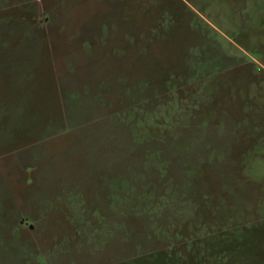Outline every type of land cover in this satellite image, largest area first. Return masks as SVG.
<instances>
[{"label": "rangeland", "instance_id": "374dc122", "mask_svg": "<svg viewBox=\"0 0 264 264\" xmlns=\"http://www.w3.org/2000/svg\"><path fill=\"white\" fill-rule=\"evenodd\" d=\"M38 1L0 0V264H264V0Z\"/></svg>", "mask_w": 264, "mask_h": 264}, {"label": "crops", "instance_id": "0c3cea01", "mask_svg": "<svg viewBox=\"0 0 264 264\" xmlns=\"http://www.w3.org/2000/svg\"><path fill=\"white\" fill-rule=\"evenodd\" d=\"M12 3H30V0H19L18 2L16 1V0H10ZM35 1H37L38 3H40V1H38V0H35ZM32 2H34V1H32ZM36 2V3H37ZM41 2L42 3H44L42 0H41ZM9 2H8V0H5V2H3L1 5H5V4H8ZM46 3V2H45ZM22 5V4H21ZM48 5V4H47ZM7 6V5H6ZM8 9H15V8H18V6L17 5H14L13 7H7ZM38 13V15H39V17L38 18H44V19H49L50 17H49V15H48V13H41L40 11H38L37 12ZM59 19H61L62 18V16H61V14H59ZM15 19H17V20H22V19H24L23 17H22V15H20V17H18V16H11V19L10 20H13V21H17V20H15ZM13 24H15V23H13ZM16 25V24H15ZM52 29H57V28H52ZM33 32H36V31H33ZM21 34L23 35V33L21 32ZM80 90H81V87H80V89L78 90V91H74V93H72L71 92V94H77L78 93V95H81L80 94ZM81 104V103H80ZM66 117H68V118H70L69 116H66ZM69 120V119H68ZM48 132V131H47ZM43 133H45V131L43 132ZM49 137H47V138H44V136H43V140L44 139H48ZM42 140V141H43ZM44 144V143H43ZM32 149H33V147H32ZM48 151L47 150H42V149H40V151H39V153L37 154V156H33V157H30L29 155H27L26 157H22L21 159H23L24 160V162H21V160H20V163H21V166H20V170H23V168H26V169H33L34 168V166L36 165V163H38L39 161H41V160H43V159H45V158H47L48 157ZM23 156V155H22ZM31 164H34V165H31ZM32 172V171H31ZM30 172V173H31ZM44 173V169L42 170V171H40L37 175H36V179H38L37 177H39V174H43Z\"/></svg>", "mask_w": 264, "mask_h": 264}]
</instances>
